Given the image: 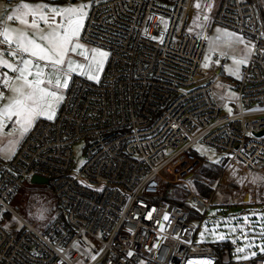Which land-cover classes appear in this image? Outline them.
Here are the masks:
<instances>
[{"label": "built area", "instance_id": "1", "mask_svg": "<svg viewBox=\"0 0 264 264\" xmlns=\"http://www.w3.org/2000/svg\"><path fill=\"white\" fill-rule=\"evenodd\" d=\"M191 5L194 0L91 2L81 39L103 46L109 57L97 82L73 75L54 119L37 118L2 163L0 264H237L212 259L214 247L196 240L187 212L164 193L167 183L185 184L184 201L200 213L216 194L264 211V184L250 182L264 169V0H219L209 17L207 25L230 28L254 45L237 79L221 68H199L205 39L188 32ZM219 85L234 97L217 98ZM0 91L7 93L2 85ZM13 128L8 122L6 130ZM197 143L219 155L216 181L200 179L210 195L189 185L207 161ZM33 175L47 183H32ZM36 186L48 188L56 208L49 207L52 216L42 226L12 205L19 192ZM12 212L21 226L8 230L2 219ZM241 264H264V256Z\"/></svg>", "mask_w": 264, "mask_h": 264}, {"label": "snow or ice", "instance_id": "2", "mask_svg": "<svg viewBox=\"0 0 264 264\" xmlns=\"http://www.w3.org/2000/svg\"><path fill=\"white\" fill-rule=\"evenodd\" d=\"M193 6L196 16L192 22L203 31L209 21L208 11L212 4L208 2L202 5L201 0H194ZM90 7L91 0L67 6L33 4L22 0L10 11L0 13V85L9 93L6 95L5 91H0V130L5 127L6 122H11L22 135L39 117L53 120L57 106L65 99L64 92L69 88L74 74L98 81L109 52L103 46L89 47L80 42L81 30ZM5 20H15L23 27H11ZM188 32L191 33L192 29L189 28ZM226 35L231 41L244 45L240 57L232 56V65H224L225 72L240 78V66L248 64L254 45L246 43L242 35ZM152 39L158 37L153 36ZM261 51L264 52V49ZM73 56L81 57L82 62L74 60ZM204 59L207 61L209 57L205 55ZM216 63L219 64L220 61L217 60ZM201 67L208 68L209 64L202 63ZM238 182L243 183L242 180ZM250 182H264V177L251 176ZM29 207L34 209L29 212L31 218L37 221L47 218L49 208L45 206L42 196L34 194L30 198ZM152 211L154 209L148 211L145 219H151ZM168 218L165 213L163 219L167 221ZM241 220L243 223L238 222ZM224 226L230 233L240 234L236 239L242 241V246L237 247L233 254L237 264L255 257L258 252L264 254V212L228 218ZM213 232L215 234V229ZM216 235L218 239L226 238L223 233ZM236 239L233 243H236ZM155 247L157 244L154 243L153 248ZM133 255L132 250L127 252V257ZM139 264L145 262L141 260ZM188 264H211V261L190 259Z\"/></svg>", "mask_w": 264, "mask_h": 264}, {"label": "rangeland", "instance_id": "3", "mask_svg": "<svg viewBox=\"0 0 264 264\" xmlns=\"http://www.w3.org/2000/svg\"><path fill=\"white\" fill-rule=\"evenodd\" d=\"M94 0H91V2ZM208 2L212 3L211 9L208 11V15L214 16L217 12V6L219 3V0H207ZM22 2V0H20ZM24 2L28 3H48V4H55L57 6H67L69 4H80L86 2V0H24ZM201 3L205 4V0H201ZM10 4V3H9ZM15 4L11 3L8 6H14ZM192 10V9H191ZM193 10V13L191 15L190 21L188 22L187 29L191 28L192 32H196L197 34H200L199 32L202 33L203 38L205 39V44H204V49H203V54L201 57V61L199 63V68L203 70H209V69H216V68H221V74L229 79H237L236 76H233L229 74L228 72H225L224 70V65H232V56H236L237 58L240 57L242 50L244 49V45L235 43L231 41L226 33H236L234 30L224 27L220 24H210L207 25L203 31L198 29L196 25L192 22L193 18L196 16V11ZM86 20V19H85ZM166 20H163L161 22V29L164 30L166 28L165 24ZM85 23V21H84ZM43 27V25H41ZM84 27V24H83ZM82 27V30H83ZM81 30V33H82ZM241 35V34H239ZM243 36V35H242ZM244 37V36H243ZM245 42L250 45V40L246 37H244ZM80 42L89 46V47H98L99 45L91 44L88 42H85L81 39L80 35ZM106 51L107 49L104 48ZM221 53H224V55H221ZM205 55L209 57L207 61H205ZM214 55L219 56V61L220 63L217 64L216 61L213 59ZM74 60L82 62V58L79 56H73ZM107 60V59H106ZM105 60V63H106ZM104 63V66H105ZM202 63H208L209 67L208 68H203L201 67ZM103 66V68H104ZM243 65L240 66V70ZM103 68L100 70L99 78L101 76V73L103 71ZM76 76H80L78 74H74ZM240 75V72H239ZM86 80H89L86 76H81ZM99 80V79H98ZM91 81V80H89ZM91 82H97V81H91ZM224 86V85H223ZM65 93V92H64ZM9 93L7 92L6 95ZM233 91L228 89L227 87H217L216 88V96L217 98L221 99L220 97H226L228 99H231L234 97ZM59 106V105H58ZM57 106V108H58ZM57 110V109H56ZM39 118H45V117H39ZM47 119V118H45ZM8 122H6L5 127L0 130V159L1 161L7 162L14 154L18 141L20 137L22 136L19 131L14 127L12 131L6 130ZM78 148V146L74 147V150ZM195 151L198 153L199 156H204V158L207 159L201 167L199 171L198 176H194L193 179L189 181V185L191 186L192 190L195 191L196 193L203 194V195H210L211 190L207 188V186H204L202 182L200 181L201 178H205L210 182H215L216 181V174L219 172V167L214 163V161H217L218 159V154L210 147L202 144V143H197L194 147ZM75 168H78L82 157L80 156L79 153L75 154ZM187 190V187L183 183H177L174 182V184H169L167 183L165 186V193L164 196L166 198H169L177 203H186L184 201L185 198V191ZM23 193H21L22 198H18L16 202H14V210L23 216H25L27 219L30 221L33 220L29 216V212L34 210L30 209V207L27 209L25 205L27 206V203L30 202V198L34 194H38L44 198L45 206L46 207H53L54 206V201L51 196L50 191L46 187H39L36 186L34 188H30L28 190H22ZM26 192V193H25ZM29 192V193H27ZM262 196L264 199V188L262 192ZM25 203V204H24ZM38 206V204H37ZM53 211L56 209L55 207L52 208ZM50 211L47 214V218L39 221L37 224H40L41 226L52 216V212ZM252 212H264L259 204H233L231 203L230 199L227 196H224L222 194H216L213 199V206H211L208 210L205 212H201L200 216L202 217L200 219H195L192 220L191 223L196 230V240L199 243L202 244H210V243H215L220 240L224 239H218L217 235L218 233H223L226 236V240H229L234 246L231 248V258L233 259V254L235 252V249L237 247L242 246V241L240 239H236L239 237V232L233 234L228 231V229L224 226V222L226 219L231 218V217H242L244 215H248L249 213ZM233 223L237 221H231ZM240 223H243V221H238ZM2 225L5 229H16L21 226V223L19 219L17 218L15 213H10L8 219H2ZM6 226V227H5ZM213 229H215V234L213 232ZM203 232V236H201V233ZM236 239V243H233V240ZM259 254V252H258ZM257 254V255H258ZM216 259V257L212 258ZM227 259V257H225Z\"/></svg>", "mask_w": 264, "mask_h": 264}, {"label": "trees", "instance_id": "4", "mask_svg": "<svg viewBox=\"0 0 264 264\" xmlns=\"http://www.w3.org/2000/svg\"><path fill=\"white\" fill-rule=\"evenodd\" d=\"M2 163L3 162L0 159V167ZM179 204L187 212L188 220L192 221L195 219H200V212H197L191 205L187 203H179ZM209 245L213 246L216 251L215 261L223 262L225 260H231V248L234 245L229 240L224 239L215 243H210ZM258 255L264 256V254H258ZM225 257H227V259H225Z\"/></svg>", "mask_w": 264, "mask_h": 264}, {"label": "crops", "instance_id": "5", "mask_svg": "<svg viewBox=\"0 0 264 264\" xmlns=\"http://www.w3.org/2000/svg\"><path fill=\"white\" fill-rule=\"evenodd\" d=\"M19 3H21L20 1L19 2H17V3H13V4H15L14 6H8V5H10L9 3H4L3 1H1L0 0V13H4L6 10L7 11H10L12 8H14L17 4H19ZM191 9L192 10H195L196 11V9L193 7V5H191ZM194 11V12H195ZM0 18H2V17H0ZM5 23L6 24H9L11 27H14V28H19V27H23L22 25H20L18 22H16L15 20H13V21H11V22H8V21H6L5 20ZM196 33V32H195ZM200 34L199 35H201V36H203L202 35V33L201 32H199ZM197 34V33H196ZM7 94V93H6ZM14 129V128H13ZM26 133V132H25ZM25 133H23L22 134V136L20 137V139H19V141H18V144H19V142H20V140L23 138V136L25 135ZM18 144H17V146H18ZM17 148V147H16ZM254 176H258V177H264V169H261V170H259L258 172H255L254 173ZM262 184H264V182H261ZM21 193H23V191H21V192H19L18 193V195L17 196H15V198H14V200H13V202H12V205H14V202H16V200H18V198L20 199V198H22V197H24V196H22L21 197ZM26 193V192H25ZM27 193H29V192H27ZM25 204V203H24ZM28 204V203H27ZM15 206V205H14ZM25 207L27 208V206L25 205ZM26 216V215H25ZM27 217V216H26Z\"/></svg>", "mask_w": 264, "mask_h": 264}, {"label": "water", "instance_id": "6", "mask_svg": "<svg viewBox=\"0 0 264 264\" xmlns=\"http://www.w3.org/2000/svg\"><path fill=\"white\" fill-rule=\"evenodd\" d=\"M31 182L32 183H36V184H46L47 183V179L38 175H33L31 177Z\"/></svg>", "mask_w": 264, "mask_h": 264}]
</instances>
